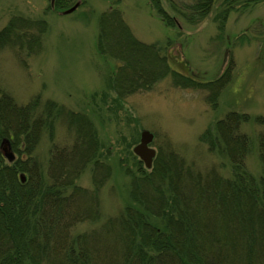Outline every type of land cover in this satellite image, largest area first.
I'll use <instances>...</instances> for the list:
<instances>
[{"label": "trees", "instance_id": "obj_1", "mask_svg": "<svg viewBox=\"0 0 264 264\" xmlns=\"http://www.w3.org/2000/svg\"><path fill=\"white\" fill-rule=\"evenodd\" d=\"M50 1L62 12L79 0ZM150 1L163 23L180 31L181 22L199 26L220 4V36L237 4L264 2ZM98 25L100 53L117 62L113 86L119 97L148 91L171 77L176 86L208 90L210 101L218 105L231 80L232 59L220 76L199 80L172 67L177 56L139 40L120 9L102 12ZM47 31L45 19L14 15L0 30V49L37 53ZM55 119L75 131L71 145L52 146L44 173L33 153ZM249 122L264 126V115L230 111L201 138L211 152L231 161L232 176L216 168L203 173L176 152L160 149L151 169L139 161L137 172L125 170L135 204L99 229L74 234L80 222L101 217L100 189L111 174L93 122L52 100L40 103L36 97L20 105L0 87V264H264V131L257 139L262 171L255 176L246 162L254 142L242 129ZM7 142L15 155L12 161L3 148ZM90 164L93 190L76 183Z\"/></svg>", "mask_w": 264, "mask_h": 264}, {"label": "rangeland", "instance_id": "obj_2", "mask_svg": "<svg viewBox=\"0 0 264 264\" xmlns=\"http://www.w3.org/2000/svg\"><path fill=\"white\" fill-rule=\"evenodd\" d=\"M80 1L76 10L63 14L51 7L50 0H0V30L20 14L48 23L39 52L0 49V87L20 105L38 97L40 103L52 100L86 114L102 143V161L111 167L110 177L100 189L101 217L80 222L72 229L74 234L99 229L126 205L135 204L131 198V176L125 170L137 172L141 160L134 147L143 130L154 133L150 146L157 151H174L203 173L216 168L230 177L231 161L211 152L201 140L203 133L233 110L264 115V2L237 4L230 10L225 33L220 36V4L199 26L181 22L180 31L163 23L150 0ZM110 7L122 11L139 40L155 43L164 54L177 56L172 59L174 63L170 62L173 68L199 80L220 76L232 59L231 80L218 96V105L214 107L208 90L176 86L171 77L148 91L119 97L113 86L117 62L98 49L99 16ZM51 124L43 131L33 153L44 173L52 146L71 145L72 130L75 131L60 119ZM242 129L254 142L246 159L247 167L259 176L262 167L257 139L264 126L249 122ZM141 164L145 167L143 161ZM92 167L88 165L76 180L90 190L94 189Z\"/></svg>", "mask_w": 264, "mask_h": 264}, {"label": "water", "instance_id": "obj_3", "mask_svg": "<svg viewBox=\"0 0 264 264\" xmlns=\"http://www.w3.org/2000/svg\"><path fill=\"white\" fill-rule=\"evenodd\" d=\"M52 2L54 3V0ZM79 5L80 1L77 2L73 7L63 11V14L71 13L72 11L76 10ZM154 136V133L150 130H143L140 142L134 147V152L140 157V159L144 162L145 166L149 169L152 168L154 159L157 155L156 149L150 146V144L154 140ZM3 148L8 159L10 161L14 160L15 155L9 147L8 142L4 144ZM21 178L22 181L26 180V177L24 175H22Z\"/></svg>", "mask_w": 264, "mask_h": 264}, {"label": "bare ground", "instance_id": "obj_4", "mask_svg": "<svg viewBox=\"0 0 264 264\" xmlns=\"http://www.w3.org/2000/svg\"><path fill=\"white\" fill-rule=\"evenodd\" d=\"M141 135H142V132H141ZM140 140H141V136H140ZM157 154H158V152H157ZM157 156V155H156ZM151 169V168H150ZM23 182H25V181H23Z\"/></svg>", "mask_w": 264, "mask_h": 264}]
</instances>
